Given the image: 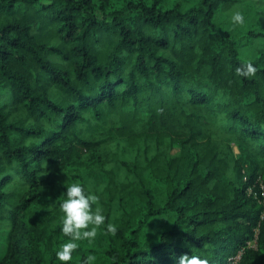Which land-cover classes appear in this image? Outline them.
I'll return each mask as SVG.
<instances>
[{"label": "trees", "instance_id": "16d2710c", "mask_svg": "<svg viewBox=\"0 0 264 264\" xmlns=\"http://www.w3.org/2000/svg\"><path fill=\"white\" fill-rule=\"evenodd\" d=\"M258 20L264 0H0V264H60L73 182L107 219L67 264H264Z\"/></svg>", "mask_w": 264, "mask_h": 264}, {"label": "clouds", "instance_id": "9594fccd", "mask_svg": "<svg viewBox=\"0 0 264 264\" xmlns=\"http://www.w3.org/2000/svg\"><path fill=\"white\" fill-rule=\"evenodd\" d=\"M234 25H244L246 23L243 11H234L231 16ZM257 67L252 62L236 68V73L242 77H251L257 72ZM59 204L62 212L60 231L64 236L69 237L67 242L62 243L56 251V260L60 264H67L73 259V252L80 247V241L88 240L91 242L97 236L98 230L105 224L107 217L102 207L97 202L100 197L90 191H86L83 184L73 182L66 187V193ZM97 205L96 207H93ZM106 231L113 236L117 233V226L114 223L106 225ZM97 257L89 253L80 264H94ZM178 264H208L206 259L199 255L184 254L178 258Z\"/></svg>", "mask_w": 264, "mask_h": 264}, {"label": "built area", "instance_id": "2783aa9c", "mask_svg": "<svg viewBox=\"0 0 264 264\" xmlns=\"http://www.w3.org/2000/svg\"><path fill=\"white\" fill-rule=\"evenodd\" d=\"M244 180H246L244 178ZM248 194L252 195L254 198L258 199L259 203L263 207L261 217L260 219L262 220L264 218V178L258 177L255 181V183L252 186H249L247 188ZM257 234H258V229L255 230L254 233V238L253 240L249 243V246H254L256 243L257 239ZM241 252H238L232 259H231V264H237L240 260Z\"/></svg>", "mask_w": 264, "mask_h": 264}, {"label": "rangeland", "instance_id": "374dc122", "mask_svg": "<svg viewBox=\"0 0 264 264\" xmlns=\"http://www.w3.org/2000/svg\"><path fill=\"white\" fill-rule=\"evenodd\" d=\"M258 26L261 28L260 30H263L264 29V20H258ZM234 151H235V153L237 154V149L236 148H234Z\"/></svg>", "mask_w": 264, "mask_h": 264}]
</instances>
